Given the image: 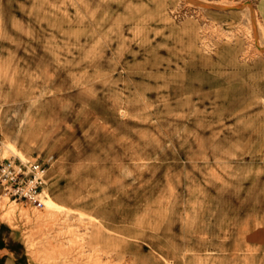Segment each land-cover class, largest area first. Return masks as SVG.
<instances>
[{
  "label": "rangeland",
  "instance_id": "374dc122",
  "mask_svg": "<svg viewBox=\"0 0 264 264\" xmlns=\"http://www.w3.org/2000/svg\"><path fill=\"white\" fill-rule=\"evenodd\" d=\"M8 157L1 264H264V0H0Z\"/></svg>",
  "mask_w": 264,
  "mask_h": 264
},
{
  "label": "built area",
  "instance_id": "2783aa9c",
  "mask_svg": "<svg viewBox=\"0 0 264 264\" xmlns=\"http://www.w3.org/2000/svg\"><path fill=\"white\" fill-rule=\"evenodd\" d=\"M46 171V165L38 160L21 157L1 159V196L25 207H45Z\"/></svg>",
  "mask_w": 264,
  "mask_h": 264
},
{
  "label": "crops",
  "instance_id": "0c3cea01",
  "mask_svg": "<svg viewBox=\"0 0 264 264\" xmlns=\"http://www.w3.org/2000/svg\"><path fill=\"white\" fill-rule=\"evenodd\" d=\"M11 245H15V248L19 253V250L21 249L19 240L16 239L13 232H9L5 228H2L0 230V264L3 262V255L7 252L8 248H13Z\"/></svg>",
  "mask_w": 264,
  "mask_h": 264
},
{
  "label": "bare ground",
  "instance_id": "6f19581e",
  "mask_svg": "<svg viewBox=\"0 0 264 264\" xmlns=\"http://www.w3.org/2000/svg\"><path fill=\"white\" fill-rule=\"evenodd\" d=\"M250 4H251V3H250ZM16 148H17V147H16ZM21 155H22V154H21ZM22 156H23V155H22ZM51 201L54 203V201H53V200H51ZM53 203H52V204H53Z\"/></svg>",
  "mask_w": 264,
  "mask_h": 264
}]
</instances>
